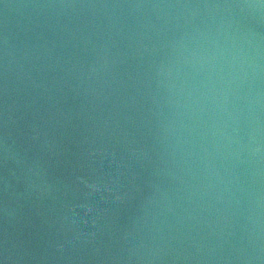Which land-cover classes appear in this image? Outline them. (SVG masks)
I'll return each instance as SVG.
<instances>
[{
    "label": "water",
    "instance_id": "water-1",
    "mask_svg": "<svg viewBox=\"0 0 264 264\" xmlns=\"http://www.w3.org/2000/svg\"><path fill=\"white\" fill-rule=\"evenodd\" d=\"M0 264H264V0H0Z\"/></svg>",
    "mask_w": 264,
    "mask_h": 264
}]
</instances>
